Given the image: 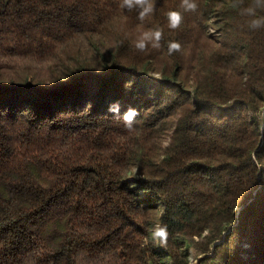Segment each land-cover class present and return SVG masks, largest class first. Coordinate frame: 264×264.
<instances>
[{"label":"trees","instance_id":"16d2710c","mask_svg":"<svg viewBox=\"0 0 264 264\" xmlns=\"http://www.w3.org/2000/svg\"><path fill=\"white\" fill-rule=\"evenodd\" d=\"M120 2L0 0V264H264V28Z\"/></svg>","mask_w":264,"mask_h":264},{"label":"clouds","instance_id":"9594fccd","mask_svg":"<svg viewBox=\"0 0 264 264\" xmlns=\"http://www.w3.org/2000/svg\"><path fill=\"white\" fill-rule=\"evenodd\" d=\"M242 0H233L234 7H240L241 15L250 17L248 26L251 30H258L264 28V15L257 17V10H264V0H251L247 7H241ZM121 9L129 11L138 10V18L143 20L146 16L152 14L155 10V0H121ZM181 8L184 11L195 12L197 10L196 0H181ZM168 26L170 29H177L182 23V15L180 12L171 11L167 13ZM162 39V32L160 30H147L141 33L135 41V47L139 51H144L149 44L152 48H160V41ZM181 44L177 41H170L168 43L167 51L169 55L179 52ZM109 111L114 114H119V105L113 104L109 106ZM137 112L134 108H129L123 115L124 125L128 130H132L135 124V116ZM169 232L166 224H158L152 229V240L165 247L168 243ZM191 264H196L193 260Z\"/></svg>","mask_w":264,"mask_h":264},{"label":"rangeland","instance_id":"374dc122","mask_svg":"<svg viewBox=\"0 0 264 264\" xmlns=\"http://www.w3.org/2000/svg\"><path fill=\"white\" fill-rule=\"evenodd\" d=\"M216 28L212 25V24H209V25H207L206 26V29H205V31H206V33L209 35V37H212V38H217L218 37V34H217V32H216V30H215ZM141 35V34H140ZM164 139H167V136H165V138ZM197 239H199V238H197ZM201 239V238H200ZM193 260H195V255L194 254H190V258H189V261H190V264H191V262L193 261ZM196 261V260H195ZM196 263H197V261H196Z\"/></svg>","mask_w":264,"mask_h":264}]
</instances>
